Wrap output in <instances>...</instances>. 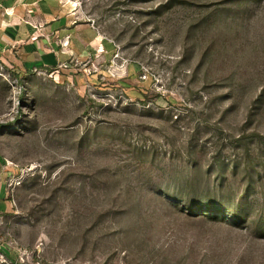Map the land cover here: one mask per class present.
<instances>
[{"label":"rangeland","instance_id":"374dc122","mask_svg":"<svg viewBox=\"0 0 264 264\" xmlns=\"http://www.w3.org/2000/svg\"><path fill=\"white\" fill-rule=\"evenodd\" d=\"M61 1L86 45L0 60V264H264V0Z\"/></svg>","mask_w":264,"mask_h":264},{"label":"crops","instance_id":"0c3cea01","mask_svg":"<svg viewBox=\"0 0 264 264\" xmlns=\"http://www.w3.org/2000/svg\"><path fill=\"white\" fill-rule=\"evenodd\" d=\"M61 3L0 0V60L20 68L49 66L66 60L74 44L86 45L76 41L77 29L62 14ZM9 201L8 191L0 183V209H8Z\"/></svg>","mask_w":264,"mask_h":264},{"label":"built area","instance_id":"2783aa9c","mask_svg":"<svg viewBox=\"0 0 264 264\" xmlns=\"http://www.w3.org/2000/svg\"><path fill=\"white\" fill-rule=\"evenodd\" d=\"M53 264V263H52Z\"/></svg>","mask_w":264,"mask_h":264}]
</instances>
